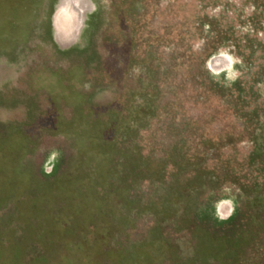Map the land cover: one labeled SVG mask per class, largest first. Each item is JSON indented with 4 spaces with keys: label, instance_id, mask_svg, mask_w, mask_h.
Returning <instances> with one entry per match:
<instances>
[{
    "label": "rangeland",
    "instance_id": "rangeland-1",
    "mask_svg": "<svg viewBox=\"0 0 264 264\" xmlns=\"http://www.w3.org/2000/svg\"><path fill=\"white\" fill-rule=\"evenodd\" d=\"M0 264H264V0H0Z\"/></svg>",
    "mask_w": 264,
    "mask_h": 264
},
{
    "label": "bare ground",
    "instance_id": "bare-ground-1",
    "mask_svg": "<svg viewBox=\"0 0 264 264\" xmlns=\"http://www.w3.org/2000/svg\"><path fill=\"white\" fill-rule=\"evenodd\" d=\"M64 9V8H63ZM61 10L59 11V15L61 16L62 13L64 12V10ZM63 16V15H62ZM58 19V17H57ZM80 18L79 17H75L74 19L71 20V23H70V27L68 28L67 31H62L60 27V24L59 22L57 21L56 22V26H57V40L60 42V43H63L65 44L64 42L67 40H72L74 39L75 36H77V33L79 31V29L81 28V25H80Z\"/></svg>",
    "mask_w": 264,
    "mask_h": 264
},
{
    "label": "flooded vegetation",
    "instance_id": "flooded-vegetation-1",
    "mask_svg": "<svg viewBox=\"0 0 264 264\" xmlns=\"http://www.w3.org/2000/svg\"><path fill=\"white\" fill-rule=\"evenodd\" d=\"M65 3H66V2H63V3H62V7L60 8L59 11H61L63 8H65V7H64V6H65ZM58 14H59V13H58ZM57 16H60V15H57ZM79 18H80V16H79ZM58 19H59V17H58ZM58 19H57V21H58ZM79 20H80V25L82 26V20H83V17L80 18Z\"/></svg>",
    "mask_w": 264,
    "mask_h": 264
}]
</instances>
